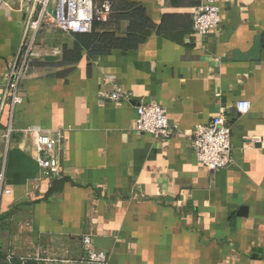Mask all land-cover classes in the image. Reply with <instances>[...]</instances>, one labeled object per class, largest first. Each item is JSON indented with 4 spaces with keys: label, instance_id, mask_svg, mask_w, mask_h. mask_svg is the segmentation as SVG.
<instances>
[{
    "label": "crops",
    "instance_id": "1",
    "mask_svg": "<svg viewBox=\"0 0 264 264\" xmlns=\"http://www.w3.org/2000/svg\"><path fill=\"white\" fill-rule=\"evenodd\" d=\"M23 1L0 8V264H81L87 235L107 264H264V0H216L221 24L206 37L193 20L203 0H129L156 32L74 66H61L74 34L46 24L13 107ZM117 88L130 100L102 97ZM151 103L176 135L136 131L138 107ZM219 114L233 164L211 171L190 136ZM37 130L61 136L62 178L41 169Z\"/></svg>",
    "mask_w": 264,
    "mask_h": 264
},
{
    "label": "built area",
    "instance_id": "2",
    "mask_svg": "<svg viewBox=\"0 0 264 264\" xmlns=\"http://www.w3.org/2000/svg\"><path fill=\"white\" fill-rule=\"evenodd\" d=\"M24 0L23 10L26 14L23 43L12 68L5 94V102L13 107L22 103L19 86L24 79L26 68L30 62L40 30L46 24H53L58 29L72 34H88L93 30L95 21H105L111 13V4L98 6L95 0ZM8 4V0H0V8ZM194 31L200 37H206L218 31L221 18L216 0H203L193 17ZM102 97L112 102L129 101V96L121 89L104 93ZM251 104L239 102V113L244 115L250 111ZM136 131L162 139H169L177 134L178 126L169 122L168 111L157 103L143 104L138 107ZM38 153V163L43 172L56 180L64 176V168L60 160L61 136L51 137L34 131ZM232 126L224 114L215 116L207 125L199 126L190 136V143L196 151L199 163L217 171L233 164ZM2 176H0V179ZM84 257L81 264H107L108 255L95 250L91 236L83 238ZM21 264H30L22 259Z\"/></svg>",
    "mask_w": 264,
    "mask_h": 264
},
{
    "label": "trees",
    "instance_id": "3",
    "mask_svg": "<svg viewBox=\"0 0 264 264\" xmlns=\"http://www.w3.org/2000/svg\"><path fill=\"white\" fill-rule=\"evenodd\" d=\"M106 2L111 4L108 21H95L91 33L74 34L75 43L72 47L64 48L61 66H74L82 61L85 54L92 59L109 56L118 50H136L156 32L157 26L149 19L141 4L129 0H103L96 4L102 6ZM198 5H201L200 1ZM30 65L31 61L26 68L27 74ZM0 259L6 261L7 256L0 255ZM11 264L18 263L13 260Z\"/></svg>",
    "mask_w": 264,
    "mask_h": 264
},
{
    "label": "water",
    "instance_id": "4",
    "mask_svg": "<svg viewBox=\"0 0 264 264\" xmlns=\"http://www.w3.org/2000/svg\"><path fill=\"white\" fill-rule=\"evenodd\" d=\"M9 2L17 3V0H8V3Z\"/></svg>",
    "mask_w": 264,
    "mask_h": 264
}]
</instances>
